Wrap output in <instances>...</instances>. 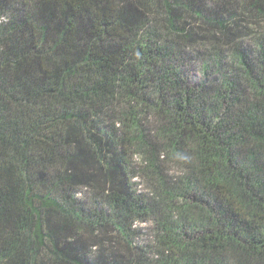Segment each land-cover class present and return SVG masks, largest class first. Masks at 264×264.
Here are the masks:
<instances>
[{
    "label": "trees",
    "instance_id": "obj_1",
    "mask_svg": "<svg viewBox=\"0 0 264 264\" xmlns=\"http://www.w3.org/2000/svg\"><path fill=\"white\" fill-rule=\"evenodd\" d=\"M0 264H264V0H0Z\"/></svg>",
    "mask_w": 264,
    "mask_h": 264
}]
</instances>
